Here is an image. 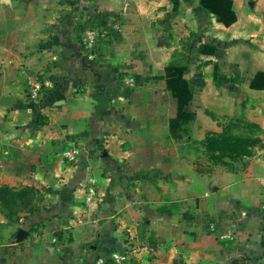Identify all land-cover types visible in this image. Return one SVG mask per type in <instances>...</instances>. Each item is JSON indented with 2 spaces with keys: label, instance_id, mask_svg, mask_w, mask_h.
I'll return each mask as SVG.
<instances>
[{
  "label": "crops",
  "instance_id": "crops-1",
  "mask_svg": "<svg viewBox=\"0 0 264 264\" xmlns=\"http://www.w3.org/2000/svg\"><path fill=\"white\" fill-rule=\"evenodd\" d=\"M231 2L225 26L202 0H0V188L28 191L0 200V264H114L115 252L132 264H264V89L251 87L264 74V0ZM103 14L121 15L122 32L93 64L80 25ZM169 65L187 66L194 93L195 119L176 135ZM35 77L53 84L38 100ZM224 119L262 130L244 167L195 149Z\"/></svg>",
  "mask_w": 264,
  "mask_h": 264
},
{
  "label": "trees",
  "instance_id": "trees-1",
  "mask_svg": "<svg viewBox=\"0 0 264 264\" xmlns=\"http://www.w3.org/2000/svg\"><path fill=\"white\" fill-rule=\"evenodd\" d=\"M202 4L207 10L216 14L219 21L225 26H230L236 22L231 0H202ZM86 18L87 17H85V19ZM90 23L94 26H98L100 25V18L90 16L85 23L80 25L81 31ZM215 49L216 48L213 46H205L200 49V52L204 55L207 53L208 55H215ZM187 69V66L176 65H169L166 68L167 90L177 99V116L170 122L171 130L175 132V135L178 132H182V130L195 119L196 115L188 111L194 93L188 80L185 78ZM217 73L218 68H216V74ZM262 80H264V74L256 75L251 87L253 89L263 90L264 86L261 84ZM236 122L237 120L230 121L228 124L222 126V131L220 133H209L203 142L209 159L216 165L233 169L231 162L238 161L240 166L244 167L247 165V160L253 156L255 147L262 143L260 136L253 137L252 135L237 133L236 131L238 128L236 124H234ZM245 126L252 132H258L260 134L262 131L261 128L254 123L246 122ZM27 195L28 191H26V189L20 192H14L7 187L0 188V200L8 204L9 207L15 205L19 199L23 201L24 197ZM40 212L42 213V211ZM40 226L41 225H38L37 230H39ZM32 230L35 231V228Z\"/></svg>",
  "mask_w": 264,
  "mask_h": 264
},
{
  "label": "built area",
  "instance_id": "built-area-1",
  "mask_svg": "<svg viewBox=\"0 0 264 264\" xmlns=\"http://www.w3.org/2000/svg\"><path fill=\"white\" fill-rule=\"evenodd\" d=\"M88 18H86L83 23H85ZM97 18H100V25L94 26L90 23L79 34L82 55L90 62H95L99 59V47L102 40L109 37H119L122 32L123 19L121 15L103 14L97 16ZM35 78L36 79L30 81V93L33 99L38 100L46 90L53 88V84L50 82L41 83L38 77ZM134 82V79L126 80V83L130 86H134ZM78 155L79 150L77 147H72L64 152V157L71 162L76 161ZM96 198V182L92 180L88 187V193L85 200L86 206L91 208L94 205ZM211 231L212 233H215V229L212 228ZM51 243L59 253L66 247L64 237L59 231L53 233ZM111 257L114 264H132L130 258L124 253L115 252ZM96 264H106V262L103 259H99Z\"/></svg>",
  "mask_w": 264,
  "mask_h": 264
},
{
  "label": "rangeland",
  "instance_id": "rangeland-1",
  "mask_svg": "<svg viewBox=\"0 0 264 264\" xmlns=\"http://www.w3.org/2000/svg\"><path fill=\"white\" fill-rule=\"evenodd\" d=\"M160 21H158L157 23H155V25H160V28H162V26H163V24H162V20L161 19H159ZM156 28H158V34L157 35H155V37L157 38V43L159 44V45H161L162 44V38H161V32H162V29H160L159 27H156ZM161 30V31H160ZM164 32H167V30H165ZM156 38H155V40H156ZM161 38V39H160ZM178 58H180V56L178 57ZM99 60V59H98ZM97 60V61H98ZM97 61H95V62H92L93 64L94 63H96ZM179 62H181V64H183L184 63V59H180L179 60ZM186 62V61H185ZM134 76V75H133ZM136 76V75H135ZM134 79H135V81H137V78H135L134 77ZM126 83V82H125ZM126 85L127 86H129L130 87V89H137V90H139L140 89V86L136 83V85H134V86H130L129 84H127L126 83ZM141 89H145L144 87H142ZM149 89V88H148ZM154 90V89H153ZM214 105H217V102L215 103H213ZM237 120V122L236 123H234V124H236V126H237V128H238V130L236 131L237 133H239V134H244V135H252L253 137H257V136H261V134H259L258 132H252L251 130H249L246 126H245V124H246V120L245 119H236ZM230 121H235V120H226V119H224V120H221L220 122V124H222V126H224V125H226V124H228ZM238 123V124H237ZM242 123H244V124H242ZM222 131V130H221ZM220 133V132H219ZM260 138H262V136L260 137ZM194 142L196 143V140H194ZM199 143H197V144H195V145H198ZM262 145V143L261 144H259L258 146H261ZM258 146H256V147H258ZM255 147V148H256ZM196 150H198V152L199 153H201V157L199 156V158H202L203 160L204 159H209V155H208V153L205 151V150H203V149H200L199 147H196L195 148ZM254 151H255V149H254ZM254 155V154H253ZM253 157V156H252ZM251 157V158H252ZM226 162H230V161H226ZM231 164H232V166H233V168H236V167H239L240 166V163L238 162V161H236V162H231ZM43 196V195H42ZM38 199H40L39 197H38Z\"/></svg>",
  "mask_w": 264,
  "mask_h": 264
}]
</instances>
